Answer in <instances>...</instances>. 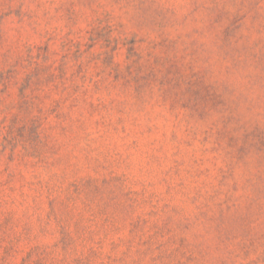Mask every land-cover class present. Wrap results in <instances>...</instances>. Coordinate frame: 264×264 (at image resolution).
Returning a JSON list of instances; mask_svg holds the SVG:
<instances>
[{
	"label": "rangeland",
	"instance_id": "rangeland-1",
	"mask_svg": "<svg viewBox=\"0 0 264 264\" xmlns=\"http://www.w3.org/2000/svg\"><path fill=\"white\" fill-rule=\"evenodd\" d=\"M0 264H264V0H0Z\"/></svg>",
	"mask_w": 264,
	"mask_h": 264
}]
</instances>
